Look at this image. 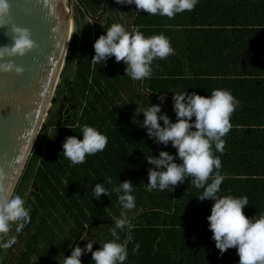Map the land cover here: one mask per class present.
I'll use <instances>...</instances> for the list:
<instances>
[{
  "label": "trees",
  "instance_id": "trees-1",
  "mask_svg": "<svg viewBox=\"0 0 264 264\" xmlns=\"http://www.w3.org/2000/svg\"><path fill=\"white\" fill-rule=\"evenodd\" d=\"M107 1L77 2L76 11L80 13L74 17L77 26L72 34L54 103L67 102L69 99L78 106V110L72 111L74 122L70 127L58 125L52 112L44 124L15 192L21 194L26 190L24 184L33 181V194L25 195L26 191L23 196L25 206L30 209L31 220L20 233L15 232V223L11 225L10 232L15 233L16 243L8 250V254L17 246L18 239L25 237L14 264H59L64 255L70 254L72 249L69 244L75 246L78 242L84 247L86 240L109 238V229L114 227L113 217H118L121 212L118 194L112 189L119 185L120 180L130 179L134 185L132 194L135 208L129 210L127 216L132 228L128 231L117 230L121 240L128 241V255L124 264H238L236 249L229 248L221 254L210 230L192 233L201 243L191 244L189 250L200 251L198 257L202 262H177L172 255L163 257L165 261L161 263L159 260L156 262L160 254L140 243V239L146 235L149 236V241H146L149 245L150 234L161 236L163 230L152 225L170 227L167 228L169 231L209 224L207 217L211 214L213 201L198 199L201 190L191 186V177L174 189L170 186L164 191L148 190V170L152 165L146 161L145 153L158 155L162 149L170 153L176 150L171 144L165 148L150 139L146 130L139 125L143 116L137 117L136 124L133 123V114L137 105L140 108L149 106L151 94H155L154 100L159 103L157 96L170 94L173 91L171 84L175 81L180 80V86H177L179 92L189 93L192 88L182 85L183 81L203 83L202 80L214 77L217 84H224L225 80L240 81L241 85L234 88L224 85L204 86V92L200 94L210 95L213 89H226L239 101L230 117L232 128L222 138L225 141L223 153L216 152L213 145L214 154L221 159L220 173L224 176L220 194L247 196L249 205L244 209L245 214L249 217L264 214V52L241 53L242 56H237V70L225 69L218 76L214 72H205L206 75L202 76L201 72L193 71L189 74L192 77L169 78L152 72L142 85L151 94L140 96L136 80L124 75L123 62L117 63L115 57H111L100 66L92 60L95 40L118 22L112 17L96 20L93 25L83 20L86 16H100L105 11ZM250 8L225 7L224 27H233L234 31H244L250 27L251 31L264 32L261 15L258 14L256 19L259 21H256L245 13ZM135 9L134 4L120 7L122 14L128 11L126 18L127 21L133 19V27H139L144 35L150 34L145 29L149 27L150 14L143 11L136 14ZM239 18L244 20L237 21ZM70 71H74L72 76ZM162 112L175 121L171 98H166ZM83 124L98 129L107 137L108 143L103 151L86 156L84 163L72 165L63 156L62 145L66 137L80 136ZM107 177L112 179V184L106 185L111 196L102 195L100 200H96L92 188L97 182L103 183ZM32 229L34 231L30 234ZM137 244L140 245L138 251L135 250ZM99 247L98 242L93 245L94 250ZM81 259L82 264H92L91 253L83 255Z\"/></svg>",
  "mask_w": 264,
  "mask_h": 264
},
{
  "label": "clouds",
  "instance_id": "clouds-1",
  "mask_svg": "<svg viewBox=\"0 0 264 264\" xmlns=\"http://www.w3.org/2000/svg\"><path fill=\"white\" fill-rule=\"evenodd\" d=\"M116 2L134 4L137 13L143 11L172 18L177 13L194 9L199 0ZM10 15L9 0H0V27L7 23L6 18ZM11 31L13 43L0 48V58L22 57L36 46L29 28L13 24ZM93 47V62L101 66L109 58L115 57L117 63L123 62L125 65L124 75L133 80L150 78L153 61L174 54L170 40L164 34L146 37L139 27L129 29L123 23H113L95 40ZM13 70L22 74L25 69L14 60L0 63V72ZM158 100L156 104L149 102L146 108L137 105L133 123L142 115L143 120L139 125L146 130L147 136L165 148L171 144L176 151L170 153L162 149L158 155L144 152L146 161L152 165L148 170V190L164 191L170 186L174 189L191 177V186L201 190L198 199L213 201L207 220L212 239L220 253L235 248L239 256L238 264H264V214L252 217L245 214L244 209L249 205L247 196L220 194L224 176L220 173L221 159L213 152L214 145L216 152L223 153L225 141L222 138L232 128L230 117L239 101L230 91L220 88L213 89L210 95H201L195 91L173 92V111L176 114L173 121L166 112H162L166 96L161 95ZM107 143V137L98 129L83 124L80 136L65 138L62 153L72 165H78L85 162L86 156L103 151ZM111 184V177L103 179V183L97 182L92 188L94 198L100 200L102 195L111 196L106 187ZM133 186L130 179H125L120 180L119 185L112 189L118 194L121 212L118 217H113L114 227L109 229V238L86 240L84 247L69 244L71 254L64 255L59 264H82L81 257L87 253H91L92 264H124L128 255V241H122L117 230L128 231L132 228L127 212L135 208ZM30 220V209L25 206L24 197L0 184V248L7 249L16 243V236L10 235L13 223L16 225L15 232L20 233ZM97 242L100 247L94 250L93 245ZM139 248L137 244L135 250Z\"/></svg>",
  "mask_w": 264,
  "mask_h": 264
},
{
  "label": "water",
  "instance_id": "water-1",
  "mask_svg": "<svg viewBox=\"0 0 264 264\" xmlns=\"http://www.w3.org/2000/svg\"><path fill=\"white\" fill-rule=\"evenodd\" d=\"M0 48L13 43L12 25L31 30L36 46L14 60L22 74L0 72V184L16 192L61 83L75 28L71 0H9Z\"/></svg>",
  "mask_w": 264,
  "mask_h": 264
},
{
  "label": "crops",
  "instance_id": "crops-1",
  "mask_svg": "<svg viewBox=\"0 0 264 264\" xmlns=\"http://www.w3.org/2000/svg\"><path fill=\"white\" fill-rule=\"evenodd\" d=\"M227 6L251 7L245 13L251 15L252 20L259 21L256 19L258 14L264 19V9L258 10V8H264V0H199L194 9L177 13L172 18L150 15L148 17L151 20L149 27L145 28L149 30L150 34L145 36L149 37L162 33L170 40L174 49L173 55H169L165 59L157 58L153 61L152 72L161 73L169 78L192 77L189 74L193 71L201 72L202 76L206 75L205 72H214V75L218 76V74L222 75L221 71L224 72L225 69H229L228 71L237 70V66H239L237 56L241 55V53L264 52V32L251 31L250 27L244 31H234L233 27H224L223 9ZM136 14L139 13L136 12ZM242 20L244 19L239 18L237 21ZM133 23L132 19L131 26ZM132 28L134 27L132 26ZM239 28L237 29L239 30ZM215 78L202 80L203 83L190 80V84L183 81L182 85L190 86L192 88L190 89L191 92H197L198 90L199 94L203 93L204 86L208 85L213 87L224 85L233 88L241 85L240 81L235 80H225L224 84H217V79ZM145 79L136 80L137 90L141 93L139 94L140 96H145L149 93L142 87ZM246 82L248 83V81ZM178 85L180 86V80L171 84L173 92L180 91L177 88ZM233 91L236 90L233 89ZM173 92L165 94L166 98L172 99ZM154 95L151 94L152 104H156ZM191 212L193 211L191 210ZM152 226H154L153 228L159 226L158 228L163 230L161 236L150 234L151 245H149L146 242L149 241V236L146 235L140 239V243L143 246H150L152 252L160 254L158 257L156 256V262H158L157 260L160 263L165 261L163 257L168 255H172L177 262H202L198 257L200 251L189 250V246L201 243L197 236L192 233L194 231L206 232L210 230L209 224H202L198 227L190 226L178 230L169 229V231L167 228L170 227H164L161 224ZM151 264L153 263L151 262Z\"/></svg>",
  "mask_w": 264,
  "mask_h": 264
},
{
  "label": "flooded vegetation",
  "instance_id": "flooded-vegetation-1",
  "mask_svg": "<svg viewBox=\"0 0 264 264\" xmlns=\"http://www.w3.org/2000/svg\"><path fill=\"white\" fill-rule=\"evenodd\" d=\"M110 1H107V5L105 6V11L104 12H111L112 18H116L115 20L118 23H123L125 24L126 27L131 29V23H132V19L130 21H127V15H128V11L125 12V14H122L120 10H116L114 9L112 6L110 5ZM109 5V6H108ZM109 7V9H108ZM111 10V11H110ZM106 14V13H105ZM113 14V15H112ZM108 15L102 16V14L98 17H93L94 19L100 18L104 20V17H108ZM133 26V24H132ZM74 110H78V106L73 103L71 100H67V102H61L59 105V110H58V117H57V123L61 124V126H65V125H71L74 122V118H73V114L72 111ZM33 194V190L30 191V193H28V195H32ZM27 235V234H26ZM25 238V237H24ZM24 238L20 240V242L17 244V246L13 249L12 253L9 255L8 254V250H5L1 260H0V264H4V262H6L5 264H14V262L16 261V257L19 254L20 248L22 247V244L24 242ZM13 259H12V258Z\"/></svg>",
  "mask_w": 264,
  "mask_h": 264
},
{
  "label": "rangeland",
  "instance_id": "rangeland-1",
  "mask_svg": "<svg viewBox=\"0 0 264 264\" xmlns=\"http://www.w3.org/2000/svg\"><path fill=\"white\" fill-rule=\"evenodd\" d=\"M72 1V4H73V9H74V17H75V15H78L79 16V13L80 12H78V11H76L77 9H76V6H77V2H78V0H71ZM110 5H113L112 7L114 8V9H116V10H120V7L123 5V4H119V3H117L116 2V0H111L110 1ZM106 13V14H105ZM112 12H103L102 13V16H105V15H108V14H111ZM108 17H111V15H108ZM116 19V18H115ZM74 20H75V18H74ZM96 20H100V18H97V19H94L93 17H90V16H86L85 17V19L83 20V21H86L88 24H90V25H93V23H94V21H96ZM104 20H107V17H104ZM76 22H75V28H74V31L76 30ZM131 28H132V26H131ZM74 73V71L72 72V71H70V76H72V74ZM56 96H57V94H56ZM59 105H60V101L58 102V103H53V105L51 106V111L50 112H52V114L55 116V120H56V123H57V116H56V114L58 113V110H59ZM51 115H49L48 116V118L50 117ZM48 118H47V120H48ZM58 124V123H57ZM58 125H60L61 126V124H58ZM73 124H71V125H67V127H69V126H72ZM61 127H64V126H61ZM49 131L51 132L52 131V129L50 128L49 129ZM24 186H26V190L25 191H23L22 193H21V195L22 196H24V193H25V195H28V193H30V191H32L34 188V184H33V181H30L29 183H27V184H24ZM21 192V191H20ZM33 231H34V229H32L31 231H30V234L31 233H33ZM58 233H60V232H58ZM15 233L13 232V231H11L10 232V235H14ZM28 236V234L26 235V237ZM20 242V239H18V243ZM76 244H78V242L76 243ZM12 246H10L9 248H7V249H3V250H9L10 248H11ZM23 248V247H22ZM22 248H20V250L22 249ZM2 248H0V256H1V254H2V252H3V250H1ZM48 249H51V248H49L48 247ZM72 251V250H71ZM71 251H70V254H71ZM11 254V253H10ZM9 254V255H10ZM69 254V255H70ZM52 255V254H51ZM11 256V255H10ZM12 258V257H11ZM14 258V257H13ZM12 258V259H13ZM16 260H17V258H16ZM6 262H4V264H5Z\"/></svg>",
  "mask_w": 264,
  "mask_h": 264
}]
</instances>
